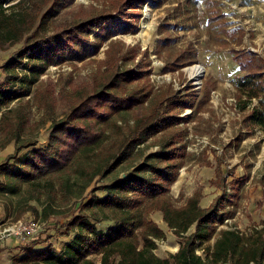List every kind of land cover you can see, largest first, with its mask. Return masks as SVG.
Here are the masks:
<instances>
[{"label":"trees","instance_id":"obj_1","mask_svg":"<svg viewBox=\"0 0 264 264\" xmlns=\"http://www.w3.org/2000/svg\"><path fill=\"white\" fill-rule=\"evenodd\" d=\"M67 1L0 0V45L22 42L13 57L0 66L5 72V78L0 80V122L14 121L15 129H8L6 134H9V141L16 143L15 151L1 165L10 177L0 186V191L18 193L23 182L35 183L38 177L66 168L77 155L94 153L98 162L91 172L86 171L87 187L98 175L114 174L143 144L156 135L161 136L157 151L148 154L127 174L114 175L108 183L93 188L90 197L81 202L79 211L62 223L63 234L71 237L61 252H57L52 243L46 248H33L41 240L37 235L28 241H31L29 246H23L27 242L19 243L27 251L25 255L20 254V262L264 264V220L253 225L248 233L235 228L218 231L220 225L235 216L232 197L238 192L237 185L245 183L244 177H234L228 182L220 175L212 180L222 192L208 207L200 205V193L189 197L181 206L175 204L171 194L187 156L189 130L182 122L188 117L182 113L186 109L193 115L201 112L215 85L209 87L206 83L199 96L196 90H180L171 85L155 90L146 65L135 62L137 48L113 40L106 49V60L91 76V82L78 90L69 104V111L53 121L48 132V145L36 148L35 140L22 142L30 121L29 97L37 100L41 86L38 83L48 67L84 61L98 54L107 39L116 34L108 27L117 19L132 22L138 13V5L146 2L108 0L98 13L49 33L51 21ZM206 2L208 7L212 5V0ZM216 11L211 19L225 18L221 10ZM223 23L227 25L225 20ZM171 42L169 36L164 39L165 45ZM230 53L244 72L235 79L236 104L245 113L243 123L248 132L236 137L234 145L237 147L247 133L256 127L264 129V56L245 48H232ZM197 56L193 45L184 48L166 71H178L194 64ZM255 99L257 103H254ZM16 102L19 104L14 106ZM38 105L46 107L48 112L54 111V94L46 91L38 99ZM144 106L146 112L135 115L130 124L127 115ZM119 117L128 123L127 128L119 123ZM260 145L258 143L256 148ZM29 147L33 149L21 154L22 149ZM12 159L19 164L14 169L7 167ZM216 171L219 175L222 170ZM261 180L264 187V175ZM229 185L231 192L227 189ZM107 210L114 216L109 217ZM154 210L161 211L168 227L182 237L179 250L167 257L155 253L158 240L165 239L166 232L150 219ZM105 220L112 223L99 225ZM193 226L194 231L185 235ZM200 247L205 256L198 253ZM95 256H100L99 261Z\"/></svg>","mask_w":264,"mask_h":264},{"label":"rangeland","instance_id":"obj_2","mask_svg":"<svg viewBox=\"0 0 264 264\" xmlns=\"http://www.w3.org/2000/svg\"><path fill=\"white\" fill-rule=\"evenodd\" d=\"M107 1L68 0L58 16L51 21L49 33L98 13ZM206 1L146 0L138 5V13L132 22L117 19L116 23L108 27L109 31L113 29L116 34L107 39L98 54L84 61L50 65L38 83L41 86L37 100L29 97L27 109L30 121L23 133L22 142L35 140L36 148H45L53 121L61 119L69 111V104L78 90L91 82V76L106 60L109 43L118 40L126 46H134L137 48L135 62L146 65L155 90L171 85L175 89L196 90L199 96L206 83L209 87L215 85L201 112L193 115L190 109H186L182 113L188 117L182 122L189 130L186 137L187 156L171 194L175 204L181 206L189 197L200 193V205L208 207L222 192V189L212 184V180L220 175L228 182L234 177H244L245 183L237 185L238 192L232 197L235 216L220 225L218 231L235 228L248 233L253 225L264 220V187L261 183L264 175V129L256 127L251 133H247L239 146L234 145L236 137L248 132V129L243 123L245 113L236 104L235 79L244 72L240 70L230 50L245 48L264 56V0H212L210 7ZM30 4L31 1L29 6ZM216 10H221L225 18L211 19ZM168 36L172 38V42L165 45L164 39ZM21 45L22 42L0 45V66L13 57ZM192 45L198 52L197 62L178 71H166L177 54ZM195 67L200 68V74L194 78L192 73ZM4 78L5 72L0 67V80ZM48 89L54 94L52 112L38 105V99ZM254 102L257 103L258 100L255 99ZM18 104L16 102L13 105ZM146 110V106L133 110L126 119L132 124L134 116L141 115ZM118 120L123 127H128L123 118L119 117ZM8 129H15L14 121H1L0 186L10 177L1 165L16 148L15 141H9V134H6ZM160 136L156 135L143 144L114 174L107 177L98 175L87 187L86 171L91 172L98 162L94 153L77 155L66 168L38 177L35 183L23 182L18 193L0 191V233L19 220H39L41 229L38 236H41V240L33 248H46L52 243L55 250L61 252L71 237L63 234L62 223L79 211L81 202L90 197L93 188L108 183L114 175L127 174L143 162L148 154L157 151ZM258 143L261 145L256 148ZM32 149L24 148L21 154ZM18 165L12 159L7 167L14 169ZM216 169L222 170L219 175ZM227 189L231 192L230 185ZM97 193L103 194L102 191ZM44 211H47V216H44ZM106 214L114 216L110 210ZM101 216H105V213H101ZM149 217L166 232V238L158 240L155 253L160 257L176 253L182 237L168 227L161 211L154 210ZM108 223L112 221L105 220L99 222V225ZM193 231L194 226L185 235L188 236ZM30 244L31 241L22 245ZM22 245L13 236L1 238L0 264H23L20 262V254L25 255L27 251ZM198 253L205 256L203 247L198 249ZM94 258L99 261L100 256Z\"/></svg>","mask_w":264,"mask_h":264},{"label":"built area","instance_id":"obj_3","mask_svg":"<svg viewBox=\"0 0 264 264\" xmlns=\"http://www.w3.org/2000/svg\"><path fill=\"white\" fill-rule=\"evenodd\" d=\"M41 229L39 220L30 219L28 221L19 220L11 226L4 228L0 233V239L3 237H15L19 243H26L38 235Z\"/></svg>","mask_w":264,"mask_h":264},{"label":"bare ground","instance_id":"obj_4","mask_svg":"<svg viewBox=\"0 0 264 264\" xmlns=\"http://www.w3.org/2000/svg\"><path fill=\"white\" fill-rule=\"evenodd\" d=\"M193 77H197L200 74V68L199 67H195L194 71H193Z\"/></svg>","mask_w":264,"mask_h":264},{"label":"crops","instance_id":"obj_5","mask_svg":"<svg viewBox=\"0 0 264 264\" xmlns=\"http://www.w3.org/2000/svg\"><path fill=\"white\" fill-rule=\"evenodd\" d=\"M255 103V102H254ZM15 243V242H14Z\"/></svg>","mask_w":264,"mask_h":264}]
</instances>
